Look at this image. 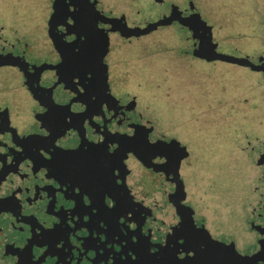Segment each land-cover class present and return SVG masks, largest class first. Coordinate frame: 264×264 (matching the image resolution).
Instances as JSON below:
<instances>
[{
    "label": "flooded vegetation",
    "instance_id": "obj_1",
    "mask_svg": "<svg viewBox=\"0 0 264 264\" xmlns=\"http://www.w3.org/2000/svg\"><path fill=\"white\" fill-rule=\"evenodd\" d=\"M150 1L165 8L0 0V264H264V43L250 44L264 38V0L237 3L248 22L213 11L215 0ZM232 29L246 41L233 43ZM195 60L261 77L252 97L232 79L217 104L232 124L260 126L242 148L257 168L251 195L226 208L193 165L202 131L179 138L154 111L152 90L166 88L171 108L186 72L206 76ZM233 209L240 231L223 224Z\"/></svg>",
    "mask_w": 264,
    "mask_h": 264
},
{
    "label": "rangeland",
    "instance_id": "obj_2",
    "mask_svg": "<svg viewBox=\"0 0 264 264\" xmlns=\"http://www.w3.org/2000/svg\"><path fill=\"white\" fill-rule=\"evenodd\" d=\"M30 1L32 2L33 0ZM240 2L241 0H215L211 7L213 11L223 12L228 16L238 13L241 22H244V19L245 22H248L249 18L243 17L240 10L241 5L237 4ZM137 5L144 6L143 8L146 9L155 8L163 10L165 8L164 4L163 6L158 5L150 0H137ZM201 12L207 20L210 19V16L204 10L201 9ZM229 29H223L222 34L229 32ZM231 34L233 37L230 40L233 43H236L237 39L239 42L242 40L246 41L245 37L238 36L233 32V29L231 30ZM263 43L264 38L262 37L258 40H253L250 44H254L253 46H255ZM247 46L250 49L253 47ZM232 51L236 52L235 49ZM164 56L161 53L159 54L158 80L165 83L168 80V76L163 72L170 64L162 59ZM195 63L201 70L199 73H204L206 76H195L192 70L188 71V73L186 72L185 85L176 87V97H181L180 103L176 101L175 105L171 108L170 105L167 108L168 101H164L168 96L166 88L152 90L155 92L154 95L157 96V99H159L156 102L159 106L157 107L158 110L155 109L154 111L160 114L161 122H167L168 119L172 121L174 128L180 132V137L176 135L179 138L195 137L197 131H202V137L197 138L198 145L194 148V152L197 153L199 158H197L193 165L196 169L203 168L205 170L208 175L206 182L208 193L219 194L223 205L222 208H226L230 205L232 198H236V196L248 198L249 193L251 195L249 183L255 181V170L257 168L253 167L254 164L252 165L248 161L247 154L251 153V151L249 152L250 149L242 150V148L249 145L244 135L248 133L249 137L247 140L250 144H253L252 135L260 126L256 122L254 124L252 118H239V120L233 121L234 123L232 124L229 121V117L224 114L226 107H221L217 104L220 103L219 100L223 101L230 98V90L233 85L232 79L235 82L238 81L239 96L252 97L254 96V92L260 90L255 85L261 80V77L248 69L236 67L229 63L217 62L215 64H205L198 60H195ZM143 68L146 69L145 71L150 72L149 75L157 76V71H152L147 64L143 65ZM221 90L224 91L222 92ZM182 94L185 95L183 103ZM217 97L218 100L216 102ZM216 107L219 112H217ZM168 114H173L172 118ZM234 138H238L237 144ZM256 186L257 192L262 193V185L257 183ZM235 210L233 209V211L224 214L223 224L233 227L235 231H240L237 229L235 223L237 216L234 213Z\"/></svg>",
    "mask_w": 264,
    "mask_h": 264
},
{
    "label": "water",
    "instance_id": "obj_3",
    "mask_svg": "<svg viewBox=\"0 0 264 264\" xmlns=\"http://www.w3.org/2000/svg\"><path fill=\"white\" fill-rule=\"evenodd\" d=\"M171 18H172V16L169 17L168 20H170ZM168 20H166V19L159 20V21L153 23L150 27H148V29L151 28V27H156L160 23L168 22ZM207 39L210 40V34L207 35ZM212 50H213V48H212ZM212 52H214V50ZM196 54H198V55L200 54L199 53V49L196 51ZM203 56H205L209 60H212V59H215V58H220V59H223V60H230L232 62H237L239 64L251 65V63H249L248 60H246L244 58H234V57L227 56V55H224V54H217V53L205 54V53H203Z\"/></svg>",
    "mask_w": 264,
    "mask_h": 264
}]
</instances>
